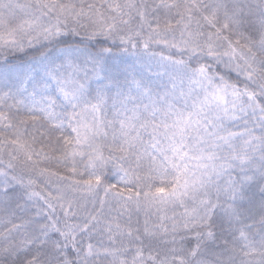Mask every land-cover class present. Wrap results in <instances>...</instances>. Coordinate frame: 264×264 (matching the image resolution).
<instances>
[{
    "label": "clouds",
    "instance_id": "obj_1",
    "mask_svg": "<svg viewBox=\"0 0 264 264\" xmlns=\"http://www.w3.org/2000/svg\"><path fill=\"white\" fill-rule=\"evenodd\" d=\"M16 2L30 4V14L25 17L16 9V17H11L10 9ZM76 2L79 4L80 0ZM83 2L94 4L105 16L109 15L103 6L112 0ZM4 3L8 7L3 9L6 23L0 29L3 33L0 36V92L15 94L21 87L16 77L33 71L36 81L47 84L46 93L40 94L54 100L50 107L58 120L63 121V133L69 136L73 135L69 124L75 123L71 121V114L85 103L93 102L98 91L107 97L103 115L112 119L117 85L127 92L133 79L152 86L159 94L171 91L174 83L179 87L181 79L187 86L196 71L203 68L204 89L221 87L229 92L233 88L243 91L248 84L255 83V77L246 76L249 67L264 65V0H199L201 9L196 14L198 18L192 21L193 30L202 33L199 44L182 43L180 33L176 32L174 38L179 48L153 43L147 52L142 43L136 49L124 43L129 37V26L119 21L111 32L104 28L90 37L92 28L86 18L81 22L71 19L65 22L61 17L59 26L65 33L64 42L57 43L58 37L45 41L41 29L54 27L57 17L43 7V0H11V3L4 0ZM121 3L125 18L133 21L131 27L139 30V13L146 11L151 16L159 0H121ZM218 6L219 10L214 12ZM205 15L212 17L211 24L203 18ZM25 20L33 22L31 31L25 30L27 24L16 28ZM10 28H16L14 34H10ZM168 39L171 41L173 34ZM97 40L102 43H96ZM69 57L80 65L81 70L74 79L83 88L75 98L65 99L58 90V81L69 71L65 64ZM162 57L181 59L183 63L163 61ZM45 70H52L57 79H48ZM109 82L114 86L107 87ZM32 89L30 84L29 92ZM23 95L27 97L28 93ZM197 96H203L200 86L188 100L189 107ZM176 103L183 107L185 98H178ZM12 111L15 114L12 126L0 128V264H72L65 256L69 247H76L79 253L73 258L75 264H149V261L152 264H217L221 256L231 255L233 249L244 261L255 264L251 255H244L246 245L258 250L257 257L264 253V226L259 221L255 226L251 223L242 226L238 216L242 209L237 207L248 200L243 195L248 183L245 174H255L260 185L257 198L264 191L258 152L255 163L240 164L239 160H231L227 148L217 149L220 153L217 163L225 167L210 180L205 177L203 186L198 185L199 190L190 193L183 202L146 205L141 198L138 205L135 200H121L114 191L106 193L104 185L94 187L87 194L79 190L82 184L73 183L74 179H86L94 171L113 177V183L120 181L119 161L111 158L107 148L104 162L97 161L95 167L89 161L88 148L73 164L70 159L61 158L60 130L51 129L44 120L23 121L20 118L28 113L22 109ZM226 123L237 127L243 121ZM17 130L21 136H17ZM104 139L97 137L96 142ZM17 140L21 143L14 142ZM45 155L50 158H40ZM229 162L231 167L227 166ZM73 166L77 168V175L61 179L69 176L67 169ZM42 169L50 171L45 173ZM193 171L200 175L199 171ZM8 189L14 193L6 195ZM189 213L199 219L190 222ZM242 227H252L245 240L240 236ZM209 231L213 239H209ZM233 259L235 264H242L241 259L235 256Z\"/></svg>",
    "mask_w": 264,
    "mask_h": 264
},
{
    "label": "snow or ice",
    "instance_id": "obj_2",
    "mask_svg": "<svg viewBox=\"0 0 264 264\" xmlns=\"http://www.w3.org/2000/svg\"><path fill=\"white\" fill-rule=\"evenodd\" d=\"M6 7L8 5L4 0H0V29L6 23L3 12ZM43 7L57 17L54 27L41 29L45 41L56 40L58 37L57 43L64 42L65 33L59 26L61 17L65 22L69 19L81 22L82 18H86L92 28L90 37H95L104 28L111 32L119 21L120 24L129 26V37L124 43H130L133 49L142 43L146 52L153 43L164 48H179L174 38L176 32L180 33L182 43L188 45L199 44L202 36L201 32L192 28V21L198 18L196 14L201 9L199 0H159L151 16L146 11L139 13L137 17L139 30L131 27L133 21L125 18L121 0H112L111 4L103 6L107 8L108 16H105L101 8L91 3L85 4L83 0H80L79 4L76 0H43ZM16 9L26 17L30 14L31 5L27 2H16L10 9L11 17H16ZM218 10L219 6L213 9L214 12ZM203 18L209 24L212 23V17L205 15ZM25 24L28 25L25 29L27 31L34 27L32 21L25 20L16 28H24ZM145 27L149 31L145 32ZM16 28H10V34H14ZM170 33L173 34L171 41L168 39ZM2 34L0 31V36ZM73 34L76 35L75 30ZM96 43L102 42L97 40ZM162 60L175 64L183 63L181 59L173 57H162ZM65 64L69 71L58 81L60 84L58 90L65 99L75 98L83 88V85L74 79V75L79 73L81 68L70 57L66 58ZM261 68H264V65ZM261 68L249 67L246 76L248 79L255 77V83L248 84L243 91L233 88L229 92L227 88L221 87L204 89L203 68L196 71L187 86L181 79L179 87L174 83L171 91L159 94L153 91L152 86L133 79L127 92L120 90L117 85L116 97L112 101V119L104 117L103 108L107 103V97L98 91L93 102L85 103L82 108L71 114V121L75 122L69 124L73 133L71 136L63 133V121L58 120L55 111L50 107L55 103L54 100L46 94H40L46 93L47 84L36 81L35 73L30 70L16 77L20 80L21 87L15 94L9 91L0 92V128L11 127L15 115L12 110L22 109L28 113L20 118L23 121L44 120L51 129L60 130L58 141L63 145L62 159H70L74 164L76 158L84 156L85 148H88L89 161L95 167L97 161L104 162V150L107 148L112 154L111 158L119 161L122 174L120 181L113 183L111 182L113 177L94 171L86 179L73 180L75 185H83V188L79 189L82 193L91 194L94 187L104 185L106 193L114 191L115 196L121 200H135L138 205L141 198L146 205L163 206L169 202H183L190 193L199 190L198 185L203 186L205 177L210 180L225 167L224 164L217 163L220 157L217 149L227 148L231 160H239L240 164L255 163L258 152L259 161L262 162L259 171L264 173V71H261ZM44 75L51 80L57 79L52 70H45ZM30 84L33 85V89L29 92ZM113 86L112 82L107 85ZM197 86L203 90V96H197L189 107L188 100L192 98ZM24 93H28L27 97L23 95ZM180 97L185 98L183 107L176 103ZM9 100H14V103H8ZM241 120L242 125L237 127H230L226 123ZM21 135L17 130V136ZM97 137L105 139L96 142ZM14 142L21 143L19 140ZM21 146L27 147L23 144ZM28 158L31 160L32 155L29 154ZM40 158L50 157L45 155ZM227 166L231 167V163L229 162ZM193 169L199 171L200 175H196ZM49 171L42 169L45 173ZM67 172L69 176L61 179L75 177L77 168L70 167ZM245 180L248 182L247 191L243 195L248 197V200L247 203L237 206L238 209H242L238 212L239 223L242 226L250 223L255 226L259 221L264 226V191L260 194L261 198H257V189L260 185L255 180V174L252 176L245 174ZM105 181L108 183L105 184ZM13 193V189H8L6 195ZM68 211H71V208ZM189 218L190 222L199 219L198 216H193V213H189ZM251 231L252 227H242L241 240H245ZM207 235L209 239H213L211 231ZM188 246L192 247L191 241ZM257 251L252 245H246L244 255H251L255 264H264V253L257 257ZM65 256L75 264L73 258L78 257L79 253L76 247H69L65 251ZM233 256L241 259L242 264H249L243 260V256L236 253L235 249L231 255L221 256L217 264H235ZM149 264L152 262L149 261Z\"/></svg>",
    "mask_w": 264,
    "mask_h": 264
}]
</instances>
